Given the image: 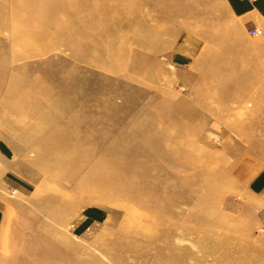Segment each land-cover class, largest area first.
Listing matches in <instances>:
<instances>
[{"label": "rangeland", "instance_id": "obj_1", "mask_svg": "<svg viewBox=\"0 0 264 264\" xmlns=\"http://www.w3.org/2000/svg\"><path fill=\"white\" fill-rule=\"evenodd\" d=\"M203 2L0 0V264H264V26Z\"/></svg>", "mask_w": 264, "mask_h": 264}, {"label": "crops", "instance_id": "obj_2", "mask_svg": "<svg viewBox=\"0 0 264 264\" xmlns=\"http://www.w3.org/2000/svg\"><path fill=\"white\" fill-rule=\"evenodd\" d=\"M202 4L204 9L214 8L219 4L220 7L227 10L226 14L228 17L253 31V34L257 32L256 30L259 27L264 26V0H206ZM11 152H13L11 145L6 139L0 137V191L2 190V185L6 189L14 187V181L9 177L14 167ZM258 181L261 184L264 182V177H261ZM2 217L3 207L0 195V222Z\"/></svg>", "mask_w": 264, "mask_h": 264}, {"label": "bare ground", "instance_id": "obj_3", "mask_svg": "<svg viewBox=\"0 0 264 264\" xmlns=\"http://www.w3.org/2000/svg\"><path fill=\"white\" fill-rule=\"evenodd\" d=\"M75 4H77V3L75 2ZM82 5H83V4H82ZM82 5H81L78 9H80V8L82 9V8H83ZM77 7H78V5H77ZM75 8H76V7H75ZM75 11H76V10H75ZM113 31H114V30H113ZM72 32H73V31H72ZM74 33H75V32H74ZM74 36H77V35H74ZM72 37H73V36H72ZM92 42H93V41H92ZM107 43H108V42H107ZM94 48H95V47H94ZM94 54H95V53H94ZM99 56H100V55H99ZM104 57H105V56H103V58H104ZM107 58H108V57H107Z\"/></svg>", "mask_w": 264, "mask_h": 264}]
</instances>
